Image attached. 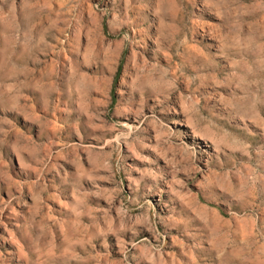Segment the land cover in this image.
<instances>
[{
  "label": "rangeland",
  "instance_id": "1",
  "mask_svg": "<svg viewBox=\"0 0 264 264\" xmlns=\"http://www.w3.org/2000/svg\"><path fill=\"white\" fill-rule=\"evenodd\" d=\"M0 264H264V0H0Z\"/></svg>",
  "mask_w": 264,
  "mask_h": 264
}]
</instances>
